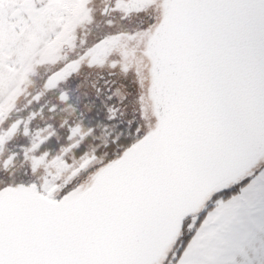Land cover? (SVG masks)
Listing matches in <instances>:
<instances>
[{
    "label": "snow or ice",
    "instance_id": "obj_1",
    "mask_svg": "<svg viewBox=\"0 0 264 264\" xmlns=\"http://www.w3.org/2000/svg\"><path fill=\"white\" fill-rule=\"evenodd\" d=\"M0 264H264V0H0Z\"/></svg>",
    "mask_w": 264,
    "mask_h": 264
}]
</instances>
